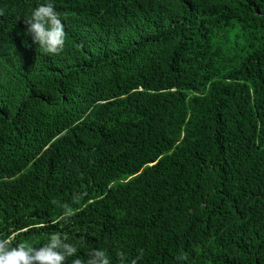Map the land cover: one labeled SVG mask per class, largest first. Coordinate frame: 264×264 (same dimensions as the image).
<instances>
[{"label": "trees", "instance_id": "1", "mask_svg": "<svg viewBox=\"0 0 264 264\" xmlns=\"http://www.w3.org/2000/svg\"><path fill=\"white\" fill-rule=\"evenodd\" d=\"M40 2L0 0V237L264 264V0H53L54 55L24 35Z\"/></svg>", "mask_w": 264, "mask_h": 264}, {"label": "clouds", "instance_id": "2", "mask_svg": "<svg viewBox=\"0 0 264 264\" xmlns=\"http://www.w3.org/2000/svg\"><path fill=\"white\" fill-rule=\"evenodd\" d=\"M24 35L29 36L41 54H59L66 41L64 21L54 6L53 0L36 3L23 17ZM23 43V42H22ZM73 201L80 199V194H73ZM63 215L58 220L68 223L71 216L70 205L64 201L52 200ZM80 241L73 239L65 231L51 232L46 241L38 246L23 242L10 243L8 238L0 237V264H112V258L102 247H90L78 254ZM136 264V259L129 261Z\"/></svg>", "mask_w": 264, "mask_h": 264}]
</instances>
